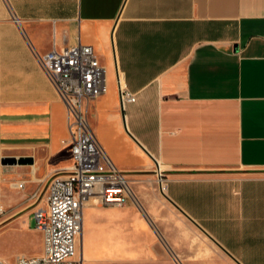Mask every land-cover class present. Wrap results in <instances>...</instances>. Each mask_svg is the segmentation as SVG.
<instances>
[{"label": "crops", "instance_id": "1", "mask_svg": "<svg viewBox=\"0 0 264 264\" xmlns=\"http://www.w3.org/2000/svg\"><path fill=\"white\" fill-rule=\"evenodd\" d=\"M79 44L107 70L88 117L133 194L86 203L83 264H264V0H0V207L28 228L34 193L72 165L37 54Z\"/></svg>", "mask_w": 264, "mask_h": 264}, {"label": "built area", "instance_id": "2", "mask_svg": "<svg viewBox=\"0 0 264 264\" xmlns=\"http://www.w3.org/2000/svg\"><path fill=\"white\" fill-rule=\"evenodd\" d=\"M37 58L68 110L72 165L51 177L45 205L35 211L42 254H20L14 263L0 258V264H83L77 248L86 203L96 197L105 206H123L133 197L131 179L111 161L88 117L89 103L106 90L107 70L88 45L53 48ZM119 93L123 105L136 101L135 93L121 82ZM159 180L165 186L162 173ZM15 186L23 188L24 183ZM33 196L37 202L39 194Z\"/></svg>", "mask_w": 264, "mask_h": 264}, {"label": "rangeland", "instance_id": "3", "mask_svg": "<svg viewBox=\"0 0 264 264\" xmlns=\"http://www.w3.org/2000/svg\"><path fill=\"white\" fill-rule=\"evenodd\" d=\"M164 179V177H163ZM156 189L152 186L150 190L152 194L156 191L158 196L163 198L165 197L164 192L160 189L159 177L156 180ZM165 183V181H164ZM165 191V190H164ZM46 199V188L43 193H39V198L37 204L44 202ZM13 209H3L2 214L0 215V258L13 261L16 256L25 253V254H39L42 252V239L40 234L34 229L36 226L35 215H30V228L27 226V220L25 219V214L27 209L19 210L18 213H15ZM15 213V214H13ZM25 237V238H24ZM81 245H82V236L80 235L77 248V256L81 258ZM171 262H159V263H149L136 260H126V261H116L112 263H103V264H180L178 263L173 256H171ZM94 264V263H90Z\"/></svg>", "mask_w": 264, "mask_h": 264}, {"label": "water", "instance_id": "4", "mask_svg": "<svg viewBox=\"0 0 264 264\" xmlns=\"http://www.w3.org/2000/svg\"><path fill=\"white\" fill-rule=\"evenodd\" d=\"M3 164H17L20 163V161L14 157H5L3 159Z\"/></svg>", "mask_w": 264, "mask_h": 264}, {"label": "bare ground", "instance_id": "5", "mask_svg": "<svg viewBox=\"0 0 264 264\" xmlns=\"http://www.w3.org/2000/svg\"><path fill=\"white\" fill-rule=\"evenodd\" d=\"M160 183H161V181H160ZM164 189H165V186H163L162 184H161V190H162V192H164ZM82 234V233H81Z\"/></svg>", "mask_w": 264, "mask_h": 264}]
</instances>
